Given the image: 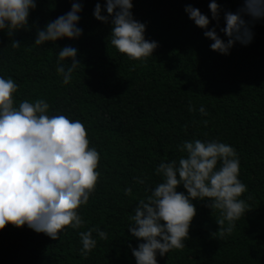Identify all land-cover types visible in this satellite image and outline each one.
Segmentation results:
<instances>
[{
    "label": "trees",
    "instance_id": "trees-1",
    "mask_svg": "<svg viewBox=\"0 0 264 264\" xmlns=\"http://www.w3.org/2000/svg\"><path fill=\"white\" fill-rule=\"evenodd\" d=\"M74 2L83 5L80 38L34 45L37 31ZM105 2L36 0L25 28L11 36L0 31V77L18 85L15 106L44 99L48 115L80 120L89 146L100 155L95 190L78 209L82 227H66L53 240L26 225L6 224L0 229V264H136L129 245L143 241L129 233L130 216L162 181L155 173L158 165L178 162L186 155L183 142L196 139L235 149L239 179L247 187L240 198L248 210L230 235L221 236L227 222L216 223L220 210L208 207V200H193L196 215L185 247L157 254L158 264H264V19L245 16L252 41L237 42L222 55L210 49L212 41L184 9H199L210 18L209 29L226 40L223 14L235 13L244 0H215L221 8L218 22L211 20L212 0H132L134 18L146 24L145 38L158 47L148 58L131 60L111 45L110 23L93 16L95 5L103 8ZM12 40L20 47L13 48ZM64 46L76 47L80 62L67 84L56 71ZM202 106L206 114L199 111ZM141 179L144 183L137 182ZM177 191L185 192L182 186ZM93 228L106 231L108 239L93 232L97 246L84 256L79 232Z\"/></svg>",
    "mask_w": 264,
    "mask_h": 264
},
{
    "label": "clouds",
    "instance_id": "clouds-1",
    "mask_svg": "<svg viewBox=\"0 0 264 264\" xmlns=\"http://www.w3.org/2000/svg\"><path fill=\"white\" fill-rule=\"evenodd\" d=\"M83 5L74 2L70 11L45 24L37 31L34 45L60 39L75 40L83 34L79 27ZM211 20L219 21L221 8L215 0L208 5ZM36 0H0V31L9 36L28 25ZM132 0H106L94 7L97 21L110 23L111 45L131 60L152 56L156 41L145 38L146 24L137 21L131 9ZM195 26L204 30L211 40L210 49L228 55L235 43L246 46L253 39L250 21L264 19V0H244L235 13L224 12L225 27L221 39L215 28L209 29L210 18L199 9L187 5L184 9ZM106 12L107 15L102 14ZM250 18L246 21L244 17ZM12 40V47H20ZM78 49L64 46L57 57V74L67 84L80 62ZM71 61V63H68ZM18 85L12 78L0 77V229L6 224L16 228L26 225L36 233L53 240L66 227L79 229L84 221L78 209L86 205L100 177L97 170L100 155L90 141L84 124L64 115H48L49 104L44 99L24 100L18 107L14 94ZM190 110H192L190 108ZM199 111L206 114L202 106ZM180 150L186 155L178 162H162L155 173L162 181L139 200L130 216L128 231L138 241L131 247L136 264H158L173 249L185 247L189 228L196 215L193 200H208V207L218 209L222 218L221 236L230 235L236 221L245 215L248 205L241 199L247 187L239 179L240 160L235 149L218 140L184 141ZM219 165V167H218ZM138 183L144 181L138 180ZM182 186L185 192H178ZM131 188L125 189V195ZM108 239L99 228L79 232L81 254L87 256L97 246V239Z\"/></svg>",
    "mask_w": 264,
    "mask_h": 264
}]
</instances>
